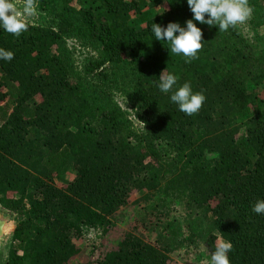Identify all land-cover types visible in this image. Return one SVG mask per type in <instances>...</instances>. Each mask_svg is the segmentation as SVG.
<instances>
[{
	"label": "trees",
	"instance_id": "obj_1",
	"mask_svg": "<svg viewBox=\"0 0 264 264\" xmlns=\"http://www.w3.org/2000/svg\"><path fill=\"white\" fill-rule=\"evenodd\" d=\"M37 5L56 27L25 21L19 38L0 29V48L14 53L0 59V206L16 215L3 264H73L75 239L107 229L139 196L155 239L134 228L100 264H172L197 240L210 253L217 240L231 242L230 264H264V215L252 211L264 200V35L250 41L238 25L219 32L194 21L203 47L186 63L151 29L186 27L187 0ZM71 35L98 52L85 74L72 61ZM165 69L177 77L173 91L187 82L206 97L198 114L159 90ZM114 84L143 130L113 98ZM179 205L184 215L171 217Z\"/></svg>",
	"mask_w": 264,
	"mask_h": 264
},
{
	"label": "clouds",
	"instance_id": "obj_2",
	"mask_svg": "<svg viewBox=\"0 0 264 264\" xmlns=\"http://www.w3.org/2000/svg\"><path fill=\"white\" fill-rule=\"evenodd\" d=\"M187 4L193 19L186 21V27L170 22L167 27L153 23L151 29L155 40L167 41L170 54L182 55L186 63L197 59L203 47V32L194 21L209 27H218L219 32H226L230 27L235 28L243 24L252 14L249 0H187ZM37 7V0H22L20 8L14 0H0V29L19 38L27 31L24 18L36 15ZM0 59L10 62L14 59V53L0 48ZM158 80V88L162 93L172 92L171 102L178 105L179 111L187 116L198 114L206 100L201 92L194 93L187 82L173 91L177 77L167 69L161 72ZM252 211L257 215H264V200L256 201ZM232 249L231 242L217 240L215 250L211 254V264H230L228 254Z\"/></svg>",
	"mask_w": 264,
	"mask_h": 264
},
{
	"label": "rangeland",
	"instance_id": "obj_3",
	"mask_svg": "<svg viewBox=\"0 0 264 264\" xmlns=\"http://www.w3.org/2000/svg\"><path fill=\"white\" fill-rule=\"evenodd\" d=\"M17 7H22V0H14ZM249 7L252 9L250 18L243 24H239L238 27L241 29L243 35L250 41H256L260 36L264 35V1L259 6H253L251 0H249ZM25 21L40 25L56 27L53 15L43 11L37 7L36 15L32 17H25ZM263 20V21H262ZM259 21H262L258 23ZM67 46L72 54V61L77 66L78 71L85 74V68L91 60H97L99 58L97 50L89 42L71 35L66 38ZM103 69L100 68L99 70ZM93 76H89L91 78ZM110 88L113 92V98L119 103V105L127 112V115L131 119L134 126L139 129H144V124L138 119L136 111L137 107L135 103L127 98V96L117 89L116 87ZM72 169H69L63 176L65 179L71 178ZM139 196V195H138ZM1 207V206H0ZM5 212H9L1 207ZM176 212L171 213V217L174 214L184 215L182 206H175ZM16 217V215L12 214ZM185 219V218H184ZM110 226L105 228H89L83 233V236L76 238L77 247L80 248V252L73 256V264H100L99 261L104 257L106 252L115 248L118 242L123 238L126 232L135 231L141 232L143 235L148 237L149 240H154L157 233L152 231L155 227L156 220L154 215L151 213L150 207L147 202L139 196L135 201H132L128 205L122 207L112 218ZM16 225V224H15ZM4 241L2 246L1 263L8 252V243L13 233L14 227ZM140 230V231H138ZM211 254L203 243L197 240L195 243H191L182 246L176 250L172 256L174 262L172 264H211Z\"/></svg>",
	"mask_w": 264,
	"mask_h": 264
},
{
	"label": "water",
	"instance_id": "obj_4",
	"mask_svg": "<svg viewBox=\"0 0 264 264\" xmlns=\"http://www.w3.org/2000/svg\"><path fill=\"white\" fill-rule=\"evenodd\" d=\"M16 224V217L12 214L5 212L0 207V264L2 256V246L4 241L9 236L12 227Z\"/></svg>",
	"mask_w": 264,
	"mask_h": 264
}]
</instances>
